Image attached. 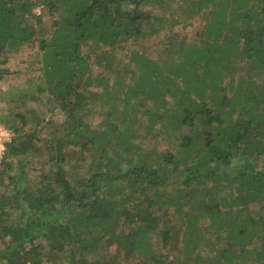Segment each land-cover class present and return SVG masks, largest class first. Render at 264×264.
I'll list each match as a JSON object with an SVG mask.
<instances>
[{"label":"trees","instance_id":"1","mask_svg":"<svg viewBox=\"0 0 264 264\" xmlns=\"http://www.w3.org/2000/svg\"><path fill=\"white\" fill-rule=\"evenodd\" d=\"M171 1L0 0V64L36 42L38 90L68 115L60 135L22 139L0 87L18 134L0 161V264H264V207L250 209L264 206V0H175L204 17L192 40L166 34L182 19L155 8ZM162 28L163 48L141 41ZM142 130L175 151L147 154ZM43 144L56 170L33 181L25 160ZM70 147L98 156L89 177L70 178Z\"/></svg>","mask_w":264,"mask_h":264},{"label":"rangeland","instance_id":"2","mask_svg":"<svg viewBox=\"0 0 264 264\" xmlns=\"http://www.w3.org/2000/svg\"><path fill=\"white\" fill-rule=\"evenodd\" d=\"M170 3L171 7L155 8V11L157 13L162 14H169L172 9L175 10L176 16L174 18H169L168 16L166 18L167 21L175 18L182 19V21L173 23L172 25L168 24L167 31H165L167 32L166 34L186 36L189 40L199 39V35L204 27V17L196 15L192 17L191 21L188 19L184 20V18H180L178 16L183 14V10L185 9L183 8L184 6L182 7L181 5H179V3H176L175 0H172ZM39 10L40 8L37 7L35 9V12L39 13ZM55 18L56 16H53L54 20ZM161 26H165V24H159V27ZM162 30L163 28L161 29V31ZM159 34L160 35L158 36V39L144 38L141 39V41L147 46L153 45L163 48L162 46L165 42L166 35L164 34V30ZM37 47V43L33 42L30 45H26L20 48L16 52H10L8 55V60L7 58L5 60V62L7 61V63L5 65L3 63L0 64V66H8V68L12 71L11 74L5 75L4 79L0 83L1 90L5 95L4 97L8 99L4 104H2V115L8 117V121L11 124L15 125L23 124V121L20 120L15 115V113L23 114V116L28 120L27 124H25V127L22 128V132L19 133V136L22 139L25 137V133H30L31 135L35 136L34 139H40L43 137L46 138L48 135H51L50 132H52L53 135L55 130H58L57 134L60 135L63 132L62 124L68 116L67 113L58 105V101H56L54 97L55 95H53V97H50L51 95L48 91L38 90L37 80L43 72L38 69L39 67L35 63L37 57L40 58V54L37 52ZM127 47V49H121L116 52V57L120 60V62H118L120 64L130 62V51L134 48H137V45L134 46L133 44H130ZM92 48L93 46L91 44H88L84 48V50L86 49L84 52H88ZM91 69V74L93 75V77L100 76V74H102L101 68L94 64L93 58L91 59ZM236 69L237 72L235 74V78H237L239 74H241V72L247 70V65L244 63V61H240L237 63ZM262 77L264 78V73L262 74ZM76 82H79L77 87H79V85L82 83L81 80H76ZM21 86L29 87V90L26 94L18 91V88ZM153 104L154 102H151L150 106ZM147 109L148 110H144L146 115L149 113L150 108ZM139 114H141V112ZM99 120V117L95 119L96 122H98ZM36 121L39 123V126H36ZM3 125L10 128L6 121H4ZM10 129H12L14 132V139L15 136H18V134H16L13 128ZM143 130L141 132H137V134L140 133V136H137L136 138H134V140L136 144L144 145V147L148 150H144V152H146L147 154L151 155L155 154V152H167L170 150L175 151V146H171L168 141L164 140L162 135H158L156 136V138H154L149 134H145V131ZM46 149L47 148L45 146L44 150L43 144V147H40V149L36 153L29 155L28 159L25 160L27 163L29 179L33 181H39L45 176H51L56 170L57 165L55 161L49 160V153L46 151ZM67 150L70 153L69 155L71 156L69 157V161L65 162L67 165H63L70 172V178H87L92 174L94 170H96L98 156L95 155V152L93 150H83L78 147H70ZM10 160L13 162L12 157L10 158ZM132 188L137 190V187ZM140 191L141 190H137V192ZM149 191V189H144L142 194L145 195L149 193ZM119 192L120 194H118L117 196H120L121 194L123 195V191ZM129 192L132 193V190L129 189ZM125 207H131V203L127 202L125 204ZM261 207L264 206L260 203H252V205H250V209L253 211H258ZM103 238L105 240L107 238V235H104ZM157 245L158 244H156V246ZM105 249L107 250L108 254H110L115 250V244L112 242V244L109 247H105ZM203 249H205V251H201V253L207 255L209 250H207L206 248ZM165 250L166 247L163 248V252ZM100 252H102V250H99L98 254H102ZM98 254L94 253L89 257L96 258ZM134 259L135 258H132L131 260L134 261ZM148 264L153 263L149 262Z\"/></svg>","mask_w":264,"mask_h":264},{"label":"built area","instance_id":"3","mask_svg":"<svg viewBox=\"0 0 264 264\" xmlns=\"http://www.w3.org/2000/svg\"><path fill=\"white\" fill-rule=\"evenodd\" d=\"M14 132L0 122V161L3 159L6 146L12 141Z\"/></svg>","mask_w":264,"mask_h":264}]
</instances>
